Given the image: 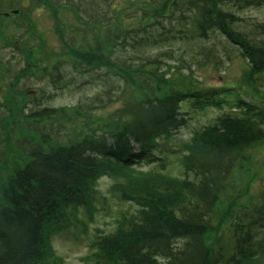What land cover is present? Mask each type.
I'll list each match as a JSON object with an SVG mask.
<instances>
[{
  "label": "trees",
  "instance_id": "trees-1",
  "mask_svg": "<svg viewBox=\"0 0 264 264\" xmlns=\"http://www.w3.org/2000/svg\"><path fill=\"white\" fill-rule=\"evenodd\" d=\"M29 1L34 2L29 13L44 4ZM48 2L55 10L69 5L79 20L107 28L109 41L125 52L133 50L136 59L144 61L142 68L159 61L148 52L162 44L178 37L207 40L217 32L240 50L253 78L264 74V22L241 15L247 9L263 8L264 0H153L155 30L149 27L146 32L119 29L111 10L115 0ZM166 3L161 16L156 9L161 10ZM102 49L98 43L95 54L87 56L102 61ZM86 57L80 59L89 64ZM133 63L125 60L119 68L131 70ZM25 72L0 61L1 115L11 116L5 106L12 93L10 86L33 75ZM42 74L49 86L57 88L56 84L68 77L77 80L78 68L73 62L66 65L56 61ZM25 86V91L34 92ZM116 86L112 82L104 93L85 99L77 108L94 111L118 103L112 90L108 91L118 89ZM123 88L128 89L126 85ZM157 91L159 95L146 94L143 100L125 99L124 105L108 116V122L116 124L114 130H92L80 140L70 137L67 124H63L69 115L63 110L40 101L28 107L23 135L12 142L13 150L22 157L0 183V264L62 263L51 246L52 232L66 228L69 211L78 212L82 207L92 210L96 181L105 174L120 172L129 175L121 186L126 198L139 208L134 213L124 212L120 219L124 225L119 223L118 229L100 242L99 255L108 258V263L264 264V204L235 210L229 226L230 244L220 239L217 248L211 250L204 240L207 232L215 230L217 204L229 191L241 153L264 143V109L224 88L193 93L171 90L165 98L160 96V88ZM185 104L193 111L210 107L228 111L184 144L182 177L139 173L133 165L144 160L152 163L157 141L168 139L187 125V112L182 109Z\"/></svg>",
  "mask_w": 264,
  "mask_h": 264
},
{
  "label": "rangeland",
  "instance_id": "rangeland-1",
  "mask_svg": "<svg viewBox=\"0 0 264 264\" xmlns=\"http://www.w3.org/2000/svg\"><path fill=\"white\" fill-rule=\"evenodd\" d=\"M48 1L40 0L44 3L43 7L34 8L29 13L33 1L0 0V61L8 62L9 67L26 71V75L30 72L33 74L29 79L23 77L11 84L12 93L5 104L11 116L0 114V154H4L0 156V183L19 164L18 160L22 156L13 150L12 142L23 135V118L28 114V107H33L39 101L66 112L69 119L64 120L63 124H67L70 137L78 140L90 135L92 130L109 127L114 130L116 124L107 120L110 113L122 107L127 98L143 100L146 94L159 95L158 88L162 90V98L167 97L171 90L193 93L224 88L234 97L237 95L264 109V74L253 78L249 63L240 50L219 33L200 41L175 38L169 44L160 45L162 49L159 46L148 52L158 57L159 61L142 68L144 61L141 58L137 60L133 50L125 52L109 41L107 28L79 20L69 5L55 10L52 2ZM152 1L115 0L111 10L119 29H141L146 32L150 27L151 31L155 30L153 25L156 20L153 18L156 15ZM12 6H17V9H11ZM166 6L167 3L161 10L156 9L158 14L161 15ZM241 15L247 20L264 22V7L247 9ZM98 43L104 48L102 52L105 58L102 61L87 56V53L95 54ZM82 55L87 56L86 61L90 65L80 59ZM125 60L134 62L131 70L119 68V64ZM56 61H64L66 65L73 62L78 68L77 80L73 81L70 75L57 83V88L49 86L42 78V71H50ZM112 82L119 90L112 87L108 91L112 90L113 97L120 100L118 103L94 111L77 108L85 99L109 88ZM25 85L31 86L30 90L34 92L25 91ZM125 85L128 89L126 91L123 88L122 91ZM19 90H24V93H18ZM42 91L46 93L42 94ZM46 96L49 97L47 102ZM182 109L187 112V125L168 139H159L154 150L155 159L152 163L137 166L139 173L182 177L184 144L191 142L196 132L208 128L223 112L228 111V108L221 111L212 107L193 111L187 104ZM241 154L229 191L217 204L215 230L207 232L204 237L211 250L217 248L220 239L223 243H231L229 226L236 209L264 204V143L253 145ZM126 177H129L128 173L123 172L100 177L95 183L93 209L82 207L78 212L69 211L66 228L52 232L51 246L57 259L61 258L60 264H110L108 258L99 255L100 242L124 225L120 221L124 212L134 213L139 208L126 198L121 187L127 183ZM127 192L130 193L129 190ZM231 212L232 216H229Z\"/></svg>",
  "mask_w": 264,
  "mask_h": 264
},
{
  "label": "bare ground",
  "instance_id": "bare-ground-1",
  "mask_svg": "<svg viewBox=\"0 0 264 264\" xmlns=\"http://www.w3.org/2000/svg\"><path fill=\"white\" fill-rule=\"evenodd\" d=\"M135 146H136V149H135ZM135 146H134V149L137 151L138 150V147H137L138 145H135ZM143 163H147L148 164V162L144 160V161H141L139 163H136L135 165H133V167L142 166Z\"/></svg>",
  "mask_w": 264,
  "mask_h": 264
}]
</instances>
